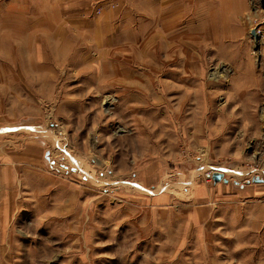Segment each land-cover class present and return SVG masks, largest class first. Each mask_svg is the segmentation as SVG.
Segmentation results:
<instances>
[{"label":"rangeland","instance_id":"374dc122","mask_svg":"<svg viewBox=\"0 0 264 264\" xmlns=\"http://www.w3.org/2000/svg\"><path fill=\"white\" fill-rule=\"evenodd\" d=\"M164 4L0 0V264H264V0L222 10L161 115L131 38Z\"/></svg>","mask_w":264,"mask_h":264},{"label":"bare ground","instance_id":"6f19581e","mask_svg":"<svg viewBox=\"0 0 264 264\" xmlns=\"http://www.w3.org/2000/svg\"><path fill=\"white\" fill-rule=\"evenodd\" d=\"M165 2L166 5L164 4V6H162L159 15L149 19L150 23L147 30L139 35H137L136 33L135 36L131 38V41L133 43L135 42L139 44L138 46L133 48V52L137 55V59L139 60L141 54L143 56H146L147 58L142 63L146 70V73L140 75V77L143 76L145 77V79H142L141 87L140 86L137 87L136 85L137 91L135 90L134 92L135 95L132 96V98L134 100L145 101V99H148L149 97L156 98L155 95H159L160 96L159 98H162L165 104V107H163L162 110L158 109L159 110L158 113H160L161 115L166 113L169 105L167 103L168 98L165 99L167 97L166 95L175 94L179 91L180 87L178 85H174V83H178L182 81L181 74L183 73V70L186 67L185 65L186 60L184 55L190 53V51H192V47H194V50H196L197 52L204 50H209V51L211 50L213 52L222 51L221 47L223 48V46L219 45L220 42L219 40L223 36V31L225 30V26H224L223 16H220V14H222L221 13L222 10L225 9L227 5L231 3L232 4L237 3L238 0H215L213 1L212 6L210 8H207L206 15L197 19L196 25H193V20L191 19L186 21L185 32L189 31V33L192 35V42H193V44H189V45L188 43L183 42V39L180 35L183 33V31L181 33H179L178 31L174 32V29L176 30V27L180 23L182 24L183 18L187 16L188 8L185 7L183 3L184 2L189 3V0H165ZM215 8H218V10L217 11L214 10ZM46 36L48 35L46 34ZM198 36H201L203 42H205L206 44L214 46V50L208 49V45L203 47H198L199 43L196 42L197 41L196 37L198 38ZM55 37L57 38L58 36ZM52 38H54V36H52ZM59 42H61V46L59 47L60 49H58L59 52L57 53L58 58L60 56H65L64 49H62L63 41L60 40ZM160 52L163 54V59L159 61L157 59V62L154 61L155 57H157L158 54H160ZM23 65L24 64H22V67ZM188 75L189 76H187V79L191 81L192 75L190 74ZM162 77L168 78L173 82V84L169 81L167 82L160 81ZM169 123L172 122L170 121ZM151 124L148 123L146 128H152L154 126L155 131H157V129L161 131L164 125L173 128V125L168 124L167 122L164 124L160 123L158 127H156V125H151Z\"/></svg>","mask_w":264,"mask_h":264},{"label":"water","instance_id":"95a60500","mask_svg":"<svg viewBox=\"0 0 264 264\" xmlns=\"http://www.w3.org/2000/svg\"><path fill=\"white\" fill-rule=\"evenodd\" d=\"M211 179H212L213 183H218L220 181H225L223 175L221 173H217V172L212 173ZM253 182L261 183V180L254 179Z\"/></svg>","mask_w":264,"mask_h":264},{"label":"built area","instance_id":"2783aa9c","mask_svg":"<svg viewBox=\"0 0 264 264\" xmlns=\"http://www.w3.org/2000/svg\"><path fill=\"white\" fill-rule=\"evenodd\" d=\"M257 27H258V24H257ZM260 28H262V31H261V29ZM264 27H261V26H259L257 29H256V31H255V35H263L264 33Z\"/></svg>","mask_w":264,"mask_h":264}]
</instances>
